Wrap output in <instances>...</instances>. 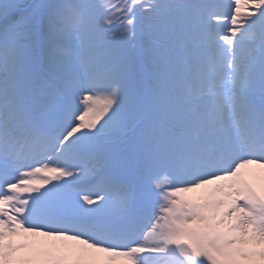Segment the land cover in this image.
I'll use <instances>...</instances> for the list:
<instances>
[{"label": "snow or ice", "instance_id": "6c2138e0", "mask_svg": "<svg viewBox=\"0 0 264 264\" xmlns=\"http://www.w3.org/2000/svg\"><path fill=\"white\" fill-rule=\"evenodd\" d=\"M0 264H264V0H0Z\"/></svg>", "mask_w": 264, "mask_h": 264}]
</instances>
